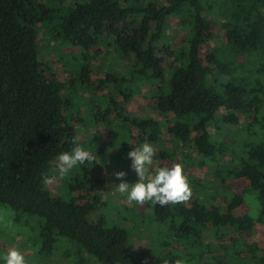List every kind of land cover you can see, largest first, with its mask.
Wrapping results in <instances>:
<instances>
[{"label":"trees","instance_id":"trees-1","mask_svg":"<svg viewBox=\"0 0 264 264\" xmlns=\"http://www.w3.org/2000/svg\"><path fill=\"white\" fill-rule=\"evenodd\" d=\"M175 18L188 31L178 54L171 52L165 34L167 21ZM214 23L223 35L202 58ZM40 28L55 44L78 50L73 58L82 63L73 69L76 84L70 88L92 86L87 64L94 46L106 44L119 59H132L133 75L126 79L107 73L104 85L110 83L124 100L141 87H152L158 112L173 115L167 128L173 149H192L204 157L201 164L212 177V183L206 181L209 188L223 190L228 179L245 180L242 196L225 198L227 207L220 208L199 182L190 186L195 197L189 205L144 202L151 220L132 211L141 219L139 226L152 229L145 251L132 249L133 229L107 227L104 216L90 220L92 211L99 207L103 212L108 204L109 188L83 164L75 176H67L72 177L67 189L78 197L53 196L45 184L54 162L79 141L64 115L66 85L53 78L41 59ZM160 43L176 59L170 68L159 56ZM103 102L95 119L110 125L114 115L118 124L138 129L137 145L160 144L159 121L131 118L113 95L103 96ZM237 112L249 120L239 124ZM120 127L110 145L129 151L131 134ZM210 127L232 134L218 138ZM170 155L160 151L157 157ZM244 202L251 211L235 216L234 208ZM0 207L14 212V237L32 245V264H50L60 245L70 264H264L257 244L240 237L225 240L233 228L264 225V0H0ZM128 215L135 221L130 210ZM205 234L219 243L204 244Z\"/></svg>","mask_w":264,"mask_h":264},{"label":"rangeland","instance_id":"rangeland-1","mask_svg":"<svg viewBox=\"0 0 264 264\" xmlns=\"http://www.w3.org/2000/svg\"><path fill=\"white\" fill-rule=\"evenodd\" d=\"M70 5V1L67 2ZM168 29L165 34L170 45L171 52L178 54L181 43L186 40L187 29H183L178 24V19H170L167 21ZM209 34V38L206 41V45L203 47L202 58H204V53L208 52L210 48L214 45V40L216 38H221L223 35V30L221 27L214 23V30ZM39 46L41 59L47 64L50 69L53 78L57 81L66 85L62 90V98L64 102L66 101L67 108L64 111L66 120L74 127L75 137L79 141V146H82L91 155V159L88 160L84 167L86 171L90 173V176L98 179H104L106 181L109 192L106 193L105 200L108 204L100 211L99 207L92 211L90 215V220L95 221L99 216L105 217V224L107 227H119L130 231L133 229L134 234L129 235V241L131 242L132 249L136 251H145L147 247L146 240L150 235H152V229H144V227L139 226L141 219L134 216L132 210H136L139 214H143L142 218H147L151 220V211L146 209L143 203H134L126 199L124 194L119 193L116 190V186L120 181L115 180L114 174L119 171H124L127 173L125 179L129 184L137 181L138 177L130 169V160L127 158V154L131 149H134L137 145L135 137L139 134L138 129L131 123L122 122L118 124L114 118V115L110 116V125H105L106 120L95 119L99 110L105 108L106 103L103 102V96L113 95L114 100L118 103L119 107L123 109L126 113L130 115L131 118L140 119L141 117H150L161 123V141L156 147L154 146V164L149 166V172L147 178H151V175L155 172V169L160 166L171 167L173 164H180L183 166L184 174L188 180L189 186L195 183L202 182L207 185V182L212 183V177L207 175L209 173V168L205 164H201L204 157L200 156L194 150H187L185 148H179L178 150L173 149L170 139L167 135V128L171 124L173 115L166 114L161 115L156 107V101L154 98V89L150 86L141 87L140 92H136L130 99L124 100L123 97L117 93L110 83L104 85V80L106 79L107 73H113L118 76L125 77L126 79L132 74V59H119L118 55L114 56V51L106 44H100L92 47V59L88 61L89 78L92 86L87 88L86 86L76 85L70 88V84H76V74L74 68H78V64L81 67L82 62H78L79 59L73 58L76 55L77 49L70 48L66 46H61L60 44H55L51 39L46 36L45 29L40 28L39 30ZM107 47V48H106ZM111 49V50H110ZM109 51V54L108 53ZM114 53V54H113ZM159 56L164 57L165 61L163 63L164 67L170 68L176 64V59L174 56H167L162 48V44L158 46ZM132 64V66H131ZM159 82L155 85L157 86ZM153 89V90H152ZM239 124H243L248 121V115L243 112L235 113ZM233 127L232 132H236L239 126ZM120 128H125L130 132V140L128 141L131 147L129 151L128 148L124 152H118L119 147L110 145V141L116 140L118 138V130ZM209 132L218 138L222 136L229 137L231 131H220L209 128ZM115 137V139H114ZM118 145V144H115ZM160 151L171 152V155L167 159H159L157 154ZM184 153L190 155L189 160L185 159ZM231 155H227L226 159H231ZM188 160V161H186ZM81 164L74 166L69 172L64 176H59L57 170V161L54 162V170L51 176L47 179L45 187L46 189L55 197H61L66 201H70L73 197H78V193H72L67 189L68 182L71 181L72 177L67 176L76 175L78 167ZM86 173H82L81 176ZM62 179V177H65ZM51 181V182H50ZM247 182L242 179H228L226 180L223 190L215 189L214 186L207 185L208 194H214V203L220 208L226 209L225 198L229 199L234 195L242 196ZM201 185V184H200ZM195 195L193 190H191V195L186 203L189 205L193 201ZM90 198V197H89ZM88 198V200H89ZM79 202L83 203L82 199L79 198ZM251 206L248 202L241 203L237 205L233 214L235 216H241L251 211ZM128 210L132 212L133 221L129 215ZM14 212L8 207H0V253L6 252L10 247H15L17 250L21 251L26 259L27 264H32L35 261V252L32 249V245L27 243L26 246L21 245V237H14L13 227L14 224ZM127 218L124 222L123 218ZM136 218V219H135ZM229 236L225 237L226 242L234 237H240L246 240L248 243H255L259 247V254H264V225L255 223L254 227L251 229L237 228L229 230ZM14 237V238H13ZM204 244L216 245L219 242L213 235L205 234L201 240ZM21 247V249H19ZM66 247L60 245L55 253V256L50 260V264H70L68 261L63 259V253ZM72 251L74 248L69 247ZM219 249L216 250L218 252ZM171 248L165 251V254H169ZM88 264H98L95 261H91Z\"/></svg>","mask_w":264,"mask_h":264},{"label":"clouds","instance_id":"clouds-1","mask_svg":"<svg viewBox=\"0 0 264 264\" xmlns=\"http://www.w3.org/2000/svg\"><path fill=\"white\" fill-rule=\"evenodd\" d=\"M154 155L155 150L150 142L141 143L131 149L127 158L130 160V169L138 179L129 184L125 179L126 172H116L115 180L120 181L116 190L124 194L128 201L138 204L151 201L153 204L165 206L189 199L191 188L182 165L157 167L151 178H147L149 166L154 164ZM90 159V153L79 145L73 147L71 151L61 152L57 157L59 176L66 175L74 166L85 164ZM0 264H27V262L21 251L10 247L6 252L0 253Z\"/></svg>","mask_w":264,"mask_h":264}]
</instances>
